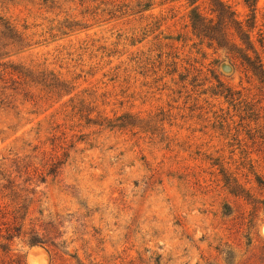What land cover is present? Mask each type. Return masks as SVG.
I'll return each instance as SVG.
<instances>
[{"label":"rangeland","instance_id":"374dc122","mask_svg":"<svg viewBox=\"0 0 264 264\" xmlns=\"http://www.w3.org/2000/svg\"><path fill=\"white\" fill-rule=\"evenodd\" d=\"M257 61L264 0H0V264H264Z\"/></svg>","mask_w":264,"mask_h":264},{"label":"trees","instance_id":"16d2710c","mask_svg":"<svg viewBox=\"0 0 264 264\" xmlns=\"http://www.w3.org/2000/svg\"><path fill=\"white\" fill-rule=\"evenodd\" d=\"M210 12L211 14H215L214 18H203L196 11L193 12V14L190 16V22L193 32L196 34L197 37L205 38L211 44H216L219 48H225L227 49L228 54H232L233 50L226 47L228 46V42L226 41L228 28H226V26H228V23L230 22L234 23L236 28H238V31L241 33V23L236 21L234 22V20H231L230 17L232 18V15H230L228 12H221V10L219 11L215 8H211ZM225 20L226 22H228L226 25ZM247 40L249 41V37H247ZM230 46L234 47L238 45L232 43ZM231 56H233V54ZM245 57H247V60H250V57H248L247 55ZM243 60L245 59L243 58ZM252 67L253 71H256V73L259 74L260 80L264 82V71L262 70V64L257 61L252 64ZM2 225L5 226L6 224ZM29 244L32 245L33 242H29Z\"/></svg>","mask_w":264,"mask_h":264},{"label":"bare ground","instance_id":"6f19581e","mask_svg":"<svg viewBox=\"0 0 264 264\" xmlns=\"http://www.w3.org/2000/svg\"><path fill=\"white\" fill-rule=\"evenodd\" d=\"M32 261V260H31ZM34 264V263H33Z\"/></svg>","mask_w":264,"mask_h":264}]
</instances>
